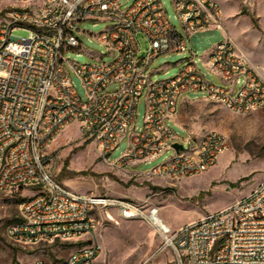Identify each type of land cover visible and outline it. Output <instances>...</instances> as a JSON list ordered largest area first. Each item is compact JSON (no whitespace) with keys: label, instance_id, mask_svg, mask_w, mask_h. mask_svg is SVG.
<instances>
[{"label":"built area","instance_id":"1","mask_svg":"<svg viewBox=\"0 0 264 264\" xmlns=\"http://www.w3.org/2000/svg\"><path fill=\"white\" fill-rule=\"evenodd\" d=\"M172 4L178 27L162 0H0V196L23 186L36 188L21 202L6 236L28 246L76 244L56 262L39 258L19 264H97L102 245L92 236L102 215L146 222L165 247L174 248L177 264H264V177L246 196L172 228L157 206L79 194L54 173L47 150L76 124L78 133L96 141L100 156L114 167L150 164L164 155L144 173L169 179L197 176L216 164L230 140L218 129L200 136L186 130L184 137L171 127L183 101L207 98L239 114L264 106V77L227 34L220 2ZM98 20L108 23L101 31L83 28ZM214 29L223 38L205 61L196 59L190 37ZM17 30L28 34L16 35ZM84 33L106 46L108 60L94 51H89L93 62L79 63L66 55L82 48ZM188 51L177 74L151 78L148 67L156 57ZM141 97L145 112L138 123ZM125 137L127 149L111 160L109 154Z\"/></svg>","mask_w":264,"mask_h":264},{"label":"rangeland","instance_id":"2","mask_svg":"<svg viewBox=\"0 0 264 264\" xmlns=\"http://www.w3.org/2000/svg\"><path fill=\"white\" fill-rule=\"evenodd\" d=\"M174 24L175 11L172 0H162ZM223 6V24L233 43L245 41L251 55L264 58V0H218ZM108 23L98 20L86 22L83 28L97 33ZM230 33V34H229ZM25 36V30L15 31ZM242 34V35H241ZM220 29L198 32L190 37V46L205 61L208 50L223 38ZM82 48L68 50L66 55L79 63L93 62L96 55H109L96 36L80 35ZM141 54L147 45L143 37ZM191 52H169L156 57L149 64L153 80L174 76L183 66L185 56ZM262 58V59H263ZM198 63L205 70L201 60ZM81 96H84L79 79L73 75ZM209 79L217 82L215 76ZM192 96V94H189ZM139 121L145 112V99L138 104ZM171 127L186 137L189 131L197 136L209 129L225 132L230 140L228 150L221 153L216 164L204 173L187 178L169 179L145 174L153 165L161 162L164 155L150 164L114 167L100 156L96 141L82 137L73 124L48 148L58 180L79 194H99L128 198L145 206H157L162 220L172 228L214 212L250 193L264 177V106L247 114L234 113L223 105L207 98L187 99L181 104L176 123ZM128 139L121 140L119 147L110 153V159L118 158L128 147ZM170 154V153H169ZM36 192V188L23 186L0 196V264H19L43 259L56 262L65 258L76 247L75 243L53 245H21L6 236L7 226L18 217L21 202ZM102 245L97 264H177L174 248L164 246L161 236L140 219L114 220L102 215L101 223L93 236ZM84 242V240H81ZM80 244V243H79Z\"/></svg>","mask_w":264,"mask_h":264},{"label":"crops","instance_id":"3","mask_svg":"<svg viewBox=\"0 0 264 264\" xmlns=\"http://www.w3.org/2000/svg\"><path fill=\"white\" fill-rule=\"evenodd\" d=\"M223 20H224V14H223ZM225 30H226V28H225ZM229 37H230V35H229ZM234 44H235L237 50H239L241 53H243L246 56L250 65L253 66L264 77V58L251 55L249 50H248L247 45L245 44V41L242 39H240V43L236 42Z\"/></svg>","mask_w":264,"mask_h":264},{"label":"water","instance_id":"4","mask_svg":"<svg viewBox=\"0 0 264 264\" xmlns=\"http://www.w3.org/2000/svg\"><path fill=\"white\" fill-rule=\"evenodd\" d=\"M174 147L178 150L182 148V144L180 143H174Z\"/></svg>","mask_w":264,"mask_h":264}]
</instances>
